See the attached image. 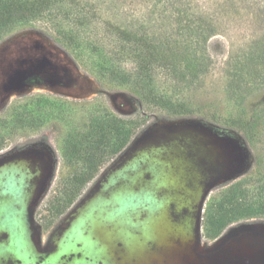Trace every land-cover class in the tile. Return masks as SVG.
I'll return each instance as SVG.
<instances>
[{
	"label": "trees",
	"instance_id": "16d2710c",
	"mask_svg": "<svg viewBox=\"0 0 264 264\" xmlns=\"http://www.w3.org/2000/svg\"><path fill=\"white\" fill-rule=\"evenodd\" d=\"M192 2L160 0L148 19L117 12V21H112L104 17L99 0H0V38L15 28L42 22L52 40L76 57L83 48L89 51L95 58L89 67L93 74L138 94L137 116L123 117L98 107L73 119L59 101L34 99L0 118V151L18 132L50 119L67 126L61 149L67 171L60 190L48 201L51 216L69 209L101 167L118 157L151 120L195 117L239 130L256 152L255 167L263 176L251 187L245 180L228 186L226 199L238 208L224 212L220 223H211L210 238L227 222L264 218V0H202L195 6ZM241 10L254 28L229 55L224 84L225 98L237 112L226 117L217 111L198 112L186 94L203 86L213 66L210 40L220 34L224 19L241 16ZM99 20L103 32L92 34L88 28Z\"/></svg>",
	"mask_w": 264,
	"mask_h": 264
},
{
	"label": "rangeland",
	"instance_id": "374dc122",
	"mask_svg": "<svg viewBox=\"0 0 264 264\" xmlns=\"http://www.w3.org/2000/svg\"><path fill=\"white\" fill-rule=\"evenodd\" d=\"M99 1L102 2L105 11L104 17L117 21V12L130 19L133 17L148 19L153 5L160 0ZM192 1L193 6L197 2L202 3V0ZM209 4L211 1L206 5ZM245 12L241 10V16L224 19L227 22L223 24L220 34L209 42L213 58L212 69L204 78L200 90L186 94L198 112L217 111L223 117L237 112L225 98L224 84L229 55L253 32L254 26L249 22L250 16ZM88 31L101 35L103 28L100 20L99 24L90 26ZM50 35V30L44 23L36 22L32 26L15 28L0 38V118L9 117L11 108L17 104L34 99L59 101L64 105V109L70 111L68 114L73 119H80L85 110L98 107L123 117L137 116L138 94L134 90L100 79L89 70L91 61L95 58L86 48L82 49L80 57H76L70 49L55 43ZM105 40L109 43L110 39ZM42 115H39L40 119ZM66 132L67 126L63 121L50 119L40 127L18 132L0 151V165L19 157L36 158L37 163H40L41 174L35 190L39 196L37 219L42 226L43 241L60 219L68 214L71 216L75 208L98 188L106 175L137 148L150 142L170 139L175 135L189 136L193 143L197 144L194 141L201 136V144L209 148L204 151L201 158V163L209 174V181L196 219L195 253L197 255L211 253L239 237L240 241L256 237L258 245L250 248L256 251L255 261L264 263V244L259 242L264 240L263 217H242L227 222L221 226L215 238L209 236L213 227L211 223H220L224 212L233 210L234 207L238 208L233 203L229 204L226 199L228 186L245 180L248 181L247 187H251L254 181L263 177L255 167L256 152L245 142L239 130L195 117L166 121L151 120L118 157L101 167L69 209L62 214L51 216L46 203L60 190V182L67 171L61 155ZM35 164L34 159L32 167ZM49 222H52V226L46 227Z\"/></svg>",
	"mask_w": 264,
	"mask_h": 264
},
{
	"label": "water",
	"instance_id": "95a60500",
	"mask_svg": "<svg viewBox=\"0 0 264 264\" xmlns=\"http://www.w3.org/2000/svg\"><path fill=\"white\" fill-rule=\"evenodd\" d=\"M202 137L150 142L111 170L76 209L57 242L41 257L34 250L27 208L39 184L36 158L0 165V258L20 264H206L195 253L196 219L209 174L201 163ZM35 159L36 164L31 163ZM246 238L233 242L229 264H250L256 251ZM260 242V240H259Z\"/></svg>",
	"mask_w": 264,
	"mask_h": 264
},
{
	"label": "flooded vegetation",
	"instance_id": "af4514ba",
	"mask_svg": "<svg viewBox=\"0 0 264 264\" xmlns=\"http://www.w3.org/2000/svg\"><path fill=\"white\" fill-rule=\"evenodd\" d=\"M38 205H39V196L37 191L35 190L30 197L28 208H27V223L30 230V237L32 244L34 246V250L39 257L40 260H43V257H47L48 255L54 253L57 248V242L60 238L62 232L68 227V223L72 218V215H66L62 219L59 220L58 224L52 229V232L45 238V241L42 240V226L40 221L37 219V212H38ZM46 207H48V203H46ZM78 207L75 208V211ZM74 211V212H75ZM52 226V222L47 223L46 227ZM244 236V235H243ZM255 236V235H254ZM240 238H236L225 245L224 247H217L218 249L212 251L211 253L207 254H200L205 261L206 264H229L231 257H228L233 242H239ZM7 239L6 234H0V242H4ZM247 245L250 247H256L258 245V241L256 237L253 238H246ZM260 243L264 244V240H260ZM251 247V248H252ZM72 260V256L69 258H60L56 264H69ZM0 264H20L19 261L10 259V258H0ZM250 264H264L263 262H251Z\"/></svg>",
	"mask_w": 264,
	"mask_h": 264
}]
</instances>
